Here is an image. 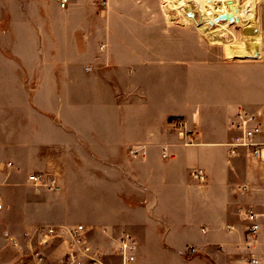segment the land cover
Wrapping results in <instances>:
<instances>
[{
	"label": "crops",
	"instance_id": "crops-1",
	"mask_svg": "<svg viewBox=\"0 0 264 264\" xmlns=\"http://www.w3.org/2000/svg\"><path fill=\"white\" fill-rule=\"evenodd\" d=\"M42 3L7 0L0 8V226L34 223L40 203L54 208L26 200L37 198L27 170L45 160L61 168L65 192L94 194L83 204L91 211L80 214L88 227L101 225L110 248L104 227L131 228L138 264H246V249L264 264V226L249 242L239 215L249 205L264 211V161L245 149L230 156L226 144L238 111L264 110L260 60L213 57L197 29L167 22L158 0ZM262 30L259 21L241 27L244 40L262 38L258 52L232 42L219 52L262 56ZM175 116L201 129L194 143L170 124ZM134 144L146 154L131 156ZM197 167L204 180L193 176ZM245 184L253 189L240 190ZM50 218L43 221L61 222ZM10 230L0 245L5 232L16 234ZM189 245L198 252L185 259ZM52 246L49 259L64 258L65 245ZM27 262L0 248V264Z\"/></svg>",
	"mask_w": 264,
	"mask_h": 264
},
{
	"label": "built area",
	"instance_id": "built-area-1",
	"mask_svg": "<svg viewBox=\"0 0 264 264\" xmlns=\"http://www.w3.org/2000/svg\"><path fill=\"white\" fill-rule=\"evenodd\" d=\"M256 7L255 17L258 18L260 10L264 8V0H237L239 5L248 4ZM69 0H60V6L67 8ZM100 4H105L107 0H100ZM217 17L225 13H232L229 10H220ZM216 18V19H218ZM229 20V18L223 19ZM259 20V19H258ZM231 25H240L236 19L228 21ZM213 26V25H212ZM185 143H194L201 135L199 127L187 128V121L181 116L170 120ZM231 128L236 132L231 140L226 143L230 156H235L242 149L247 150L248 155L259 161H264V110L248 111L242 109L238 111L235 118L231 120ZM168 148L163 147V155H167ZM129 154L135 158L146 154L143 144H134L129 148ZM11 164V163H10ZM196 179L204 180L205 174L202 167L192 170ZM28 180L36 187L49 185V180L43 173H31ZM52 181H55L53 179ZM242 191L253 189L248 184L239 187ZM264 206V203H263ZM2 204L0 203V208ZM239 215L245 222V234L248 241L257 240L264 226V211H258L253 205L240 207ZM89 227L84 223L75 225L69 224H38L30 230L25 231L22 236L6 232V237L14 248H17L27 258V264H44L48 259L47 250L54 243H62L66 247L64 261L68 264H138L139 242L136 236L128 230H123L119 234H114L106 227L102 229L104 233L112 238V248L105 249L102 246L94 245L89 238ZM198 248L194 245L187 247V252L195 253ZM246 264H260V259L251 253Z\"/></svg>",
	"mask_w": 264,
	"mask_h": 264
},
{
	"label": "rangeland",
	"instance_id": "rangeland-1",
	"mask_svg": "<svg viewBox=\"0 0 264 264\" xmlns=\"http://www.w3.org/2000/svg\"><path fill=\"white\" fill-rule=\"evenodd\" d=\"M33 1V0H32ZM35 1V0H34ZM41 2H43L42 4H46L49 3L50 0H40ZM53 1V0H51ZM108 1V0H107ZM37 2V1H36ZM94 2H96L98 5L97 7L100 6L104 7L105 4H100V0H94ZM5 4H7V0H0V8L1 7H5ZM176 6V0H158V4L157 7L158 9L162 10L163 13L165 14L164 16L167 19V22L169 24H178V25H183V26H191L195 29H197L198 34L203 38L202 40H204L206 43L210 44L211 47L209 46V50H211L212 52V56L215 58H222V59H238V60H257L259 63H257V65H259L260 71L262 72V74L264 73V50H263V55L260 57H253L251 58L250 56H242V57H228L225 54H223L222 52H219V45L222 44H230L232 42L233 46H237V47H241L242 49H244L246 52L245 54H251L253 52H258L261 46V40L259 41H249L248 40H244V34L241 31V27L240 25H231L228 24V27L224 30L226 31V34L222 35L221 31L220 34L215 33L213 35H208V34H204L203 31H201L204 35H202V33L198 30V28H200L199 24L201 23V18L199 16V13L196 12L198 14V18H196L194 16V19L192 22L187 21L185 16L183 17L182 14L180 15V12L176 11L174 8ZM177 9H179L176 6ZM169 9L170 11V15H168L169 12H167V10ZM180 10V9H179ZM259 19V20H258ZM258 21L260 23V28L262 27L263 30L261 31V34L263 35L264 38V8L260 10V13L258 15ZM186 20V22L184 21ZM195 24H198V28L195 27ZM4 24H0V29H3ZM214 28H218L219 26H213ZM218 35V36H217ZM222 36V37H220ZM218 37V38H216ZM215 38V39H214ZM214 39V40H212ZM89 69V68H88ZM177 117V116H175ZM174 118V117H173ZM172 118V119H173ZM183 118V117H182ZM171 119V120H172ZM172 125V124H171ZM173 126V125H172ZM174 127V126H173ZM130 148V147H129ZM129 148H128V152H129ZM55 163V162H52ZM49 161H41L40 165L38 167H34L32 169H28L27 173H32L33 171H37V172H41V173H45L48 175V180H49V185L47 186H40V187H36L34 185H29L30 189L35 190L36 194H37V198L34 195V197L32 196V198H27L26 200L30 201V200H38V202H43V201H47L48 203H53L54 208L49 207L47 204L44 207H41V203L37 209V220L34 223L31 224H25V223H19L16 225H12V226H0V236L4 238L2 231L3 229H6L8 227H11V229H15L14 230H10L14 233H16L17 235H19L20 237L22 236V234L27 231L30 230L32 227H34L35 225L38 224H46V223H62V224H76V223H89L88 221H86L87 217L86 215H82L80 213L86 214L87 212L91 211L90 207H86L85 205H87L88 202L92 203L93 201V195L92 193H80V192H74L73 194H68L67 192L64 191V183H63V179H62V175H61V168L59 167V165H54ZM57 177L55 181H52L53 179L50 177ZM50 177V178H49ZM59 177V178H58ZM240 189V188H239ZM80 195L81 198H83L84 203H80L79 199H80ZM34 198V199H33ZM82 200V201H83ZM87 201V202H86ZM137 201V200H136ZM70 206H69V204ZM85 204V205H83ZM97 205H93L92 207L97 208ZM125 211V210H124ZM138 211V210H137ZM140 210L138 211V213L136 214L139 218H141L140 215ZM139 214V215H138ZM59 215L58 220L61 222H54V221H43L44 219H49L50 217H54L53 219L56 218V216ZM91 218V217H90ZM51 219V218H50ZM90 223H94L93 220ZM95 225V227H90L89 226V238L91 239L92 243L94 245H99V246H105V248H110L111 247V242L109 243L110 239H107L106 243H104V236L100 233L99 231V227L101 226L100 224H93ZM117 234H119L122 230L126 229V230H131V228L127 227L125 224H120V226H110ZM134 232H136V230H138L137 227H135ZM1 239V247L3 249L7 248L13 252H15L16 254L19 255L22 254L21 251H19L17 248H14L12 245H10L7 237H6V232H5V239ZM55 246V245H54ZM52 246L50 248L49 251H51L53 249ZM140 246V243H139ZM186 252V247L184 249V256L185 259L189 258L191 256L196 255V253L193 254H187ZM251 250L246 249L245 252V256L246 258L250 255ZM23 255V254H22ZM27 261V260H26ZM44 264H68L66 261H64V258H58L55 261H51L48 257L47 261Z\"/></svg>",
	"mask_w": 264,
	"mask_h": 264
},
{
	"label": "bare ground",
	"instance_id": "bare-ground-1",
	"mask_svg": "<svg viewBox=\"0 0 264 264\" xmlns=\"http://www.w3.org/2000/svg\"><path fill=\"white\" fill-rule=\"evenodd\" d=\"M176 6L180 9L186 20L190 22L193 21L194 16L198 18V14L196 13L198 12L201 18L199 29L208 35L220 34V31L222 35L226 34L224 30L228 27V21L233 18L236 19L242 29L246 27L254 28V25L258 22L257 17L254 16L256 7L252 5V1L248 4L239 5L237 0H176ZM230 9L233 14L232 19L223 20L217 17V14L221 12L220 10H229L230 12ZM211 25L219 27L214 28Z\"/></svg>",
	"mask_w": 264,
	"mask_h": 264
},
{
	"label": "water",
	"instance_id": "water-1",
	"mask_svg": "<svg viewBox=\"0 0 264 264\" xmlns=\"http://www.w3.org/2000/svg\"><path fill=\"white\" fill-rule=\"evenodd\" d=\"M220 19H226V18H233V14L232 13H225V14H222L220 15L219 17Z\"/></svg>",
	"mask_w": 264,
	"mask_h": 264
}]
</instances>
